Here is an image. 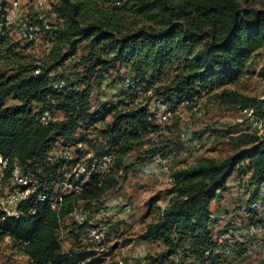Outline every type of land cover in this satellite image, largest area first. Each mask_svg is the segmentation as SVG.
<instances>
[{
    "label": "trees",
    "instance_id": "16d2710c",
    "mask_svg": "<svg viewBox=\"0 0 264 264\" xmlns=\"http://www.w3.org/2000/svg\"><path fill=\"white\" fill-rule=\"evenodd\" d=\"M49 1L62 23L55 29H46L42 19L32 24L51 34L53 44L50 56L38 63L39 59H27L8 38V0H0V65L8 66L0 69V156L8 158L3 177L0 171V186L9 184L16 164L24 173L37 175L41 183L57 180L63 162L47 159L59 141L67 145L76 140L88 143L97 153H114V166L104 177H94L81 193H67L59 210L39 200V194L48 193L40 187L21 203L20 217L2 220L0 211V238L8 237L30 259L28 264H101L102 258L79 241L88 224L74 223L73 247L68 251L62 249L59 232L62 220L80 201L86 210L102 207V199L116 188L121 172L128 171L129 154L153 142L151 135L159 125L150 119L147 106L132 99L151 92L148 100L155 98L175 112L180 104L190 105L202 93L219 88L223 103L240 105L242 111L253 107L264 116V100L226 88L264 48V7L245 6L241 0ZM84 41L88 52L81 58L84 68L76 74L77 82L52 76ZM120 67L128 69L123 82L133 78L134 88L123 87L115 103L93 108L92 88ZM61 79L65 86L59 90L54 85ZM9 99L16 102L8 104ZM46 111L53 118L56 111H63L64 117L45 123ZM109 114L112 122L96 133L106 146L93 143L88 134L75 137L78 128L97 130L95 125L104 123ZM238 140L237 151L222 160L205 158L173 172L168 206L139 236L144 241H161L165 249L147 256L145 264H238L243 260L248 253L245 241L233 246V256L216 251L223 242L214 238L218 219L211 218L212 203L219 191L229 188L228 180L235 173H250L253 183L264 184V134L244 131ZM175 147L181 151L183 144L177 142ZM171 151L155 142L146 150L150 158L157 153L166 158Z\"/></svg>",
    "mask_w": 264,
    "mask_h": 264
},
{
    "label": "rangeland",
    "instance_id": "374dc122",
    "mask_svg": "<svg viewBox=\"0 0 264 264\" xmlns=\"http://www.w3.org/2000/svg\"><path fill=\"white\" fill-rule=\"evenodd\" d=\"M17 0L16 6L12 5L13 0H8L9 8L7 21L8 38L11 42L18 44L20 50L27 59H47L50 56L53 44L51 34L42 30L40 37L31 41L21 36L19 28L21 24H33L37 19H42L48 28H57L62 20L51 10L49 0ZM245 6L262 8V0H241ZM109 3L105 2V6ZM86 42H82L75 55L70 57L63 67L52 72V76H63L69 81H76V74L83 71L81 58L88 52L85 47ZM6 64H1L0 69H7ZM127 68L120 67L119 70H112L100 86L92 88L91 104L93 108H100L104 103H115L118 95L123 90V78L126 76ZM77 85V84H76ZM77 87V86H76ZM226 88L236 90L246 96L256 97L264 100V48L255 53L244 74L236 80L234 84ZM80 88H77V90ZM221 89H210L201 94L192 104H180L176 111L166 122L158 123L159 130L154 133L157 136L156 142L159 146H167L172 149L166 157L170 170L164 171L153 163V157H149L147 149L154 142H147L143 147H137L128 156L127 163L130 165L127 172H121L118 185L115 189L104 196L103 206L108 210L109 219L115 215L119 221L110 227L108 240L105 243V255H111V261H123L124 264H145L147 256H155L165 249L161 241H144L139 236L145 231L147 225L155 221L160 212L165 209L170 200L169 189L173 185L172 174L175 170L193 166L196 162L205 158L222 160L237 151L238 134L244 131L264 134V116L255 113L251 107L249 110L255 113L258 126L252 127L251 121L246 116L240 105L223 103L218 96ZM142 101L138 104L144 106L147 103L150 107L155 105L160 110L162 104L155 101V98L148 100L152 96L151 92L140 93ZM9 99L8 104L15 103ZM149 108V107H148ZM149 108V111L151 110ZM264 109V105H263ZM64 117L63 111H56L54 120H61ZM112 114L107 115L104 123H99L97 130L87 131L84 128L76 130L75 137L80 139L83 134H88L89 140L93 143L104 144L100 137L96 136L98 130L106 127L112 122ZM192 119L194 125L188 130V122ZM92 128V127H91ZM91 130V129H90ZM88 132V133H87ZM90 132V133H89ZM183 133L184 136L182 135ZM152 138V135H151ZM181 142L183 149L178 151L175 143ZM99 145V146H100ZM67 151L71 158L76 161L95 152L96 149L88 143H79L76 140L64 145L61 141L57 144L53 153ZM96 153V152H95ZM68 166V165H67ZM250 173L239 176L238 172L230 177L229 188L226 191H219L212 203V211L218 221L214 225V238L224 240L225 233L234 232L241 228L246 230L250 225H256L261 231L253 236H243L242 239L248 243V253L238 264H264V208L253 213L251 219L243 206L248 207L253 198V189L259 185L250 180ZM9 184H1V192H6ZM61 187L53 190L60 192ZM79 207L85 208V203L80 201ZM125 204L131 205V212L123 213ZM98 206L88 209L92 217L96 216ZM255 221V222H254ZM74 221L67 216L61 222L59 234L62 239L63 251H68L73 247L74 237L72 230ZM231 258V257H229ZM232 259H229V261ZM30 259L14 246L12 241L6 237L0 238V264H28Z\"/></svg>",
    "mask_w": 264,
    "mask_h": 264
},
{
    "label": "built area",
    "instance_id": "2783aa9c",
    "mask_svg": "<svg viewBox=\"0 0 264 264\" xmlns=\"http://www.w3.org/2000/svg\"><path fill=\"white\" fill-rule=\"evenodd\" d=\"M43 3L44 2L42 0L39 1L40 5H43ZM17 4V0H13L12 5L16 6ZM8 11L9 8L7 7L5 15L6 21L10 19ZM43 26L48 29V25L43 23ZM42 30L43 29L38 24H21L19 28L21 36L31 41L40 37ZM38 72L39 71L37 70L36 73ZM123 85L125 89L134 88L135 84L133 78L127 77L124 80ZM54 86L60 90L65 86V81L61 79L57 81ZM132 100L139 103L142 101V98L139 96L138 98H134ZM184 104L185 103H182V105ZM150 105L151 104L149 103L146 105L144 104V106L151 109ZM162 109L163 110H160L158 107L156 109L154 105L150 110V119L154 120V122L162 124L169 120L172 115L170 106L162 104ZM243 113L250 118L252 127L258 126V120L255 118L253 111L244 109ZM52 120H54L53 116L49 111H46L42 116V121L47 123ZM193 125L194 121L190 119L188 122V130H191ZM184 134L185 133L182 135L184 136ZM152 141L155 143L158 141V138L154 135V133L152 134ZM114 159V153L89 152L85 157L74 161L67 151L57 152L56 154L52 152L47 161L49 163L63 162V165L59 170V174L61 176H59L57 180H52L51 182L44 181L43 183H41V180L37 175L24 173L22 166L16 164L12 170L8 191L0 193V211L2 212L1 219L5 220L7 217H20L23 214V209L20 207L21 203L26 199H29L30 196L40 187L44 188V190L48 193L39 194V200H47L53 210H59L64 196L67 193L73 192L75 194H79L94 177H104L105 174L109 173L113 168ZM153 163L162 168L164 171L170 170L168 160L160 153L153 156ZM7 164L8 158L0 156L1 177L4 175V170L7 167ZM38 171L41 172L43 170L42 168H39ZM59 187H61L62 190L54 193L53 190ZM252 189L255 197L251 200L248 207L243 206L244 212H247L250 218H253V213L264 208V184ZM122 212H131V205L125 204L122 208ZM70 215L74 223L80 226L85 224L89 225L86 231L80 235L79 241L84 247L91 250L95 257L102 258L101 264H124L122 260L118 262L111 261L110 254L105 255V243L108 240V232L110 227L119 221L117 215L109 219L110 215L108 214V210L105 206L100 207L94 217H92L89 210L79 206H75ZM211 218L215 219L216 217L214 214H211ZM260 231L261 229L254 224L247 227L246 230L241 228L237 229L234 232V235L227 231L223 236L224 240H221L223 242V246L218 247L216 251L227 256H233V246L238 242H243V236L253 237ZM178 257L179 254H177L175 258L178 259Z\"/></svg>",
    "mask_w": 264,
    "mask_h": 264
},
{
    "label": "crops",
    "instance_id": "0c3cea01",
    "mask_svg": "<svg viewBox=\"0 0 264 264\" xmlns=\"http://www.w3.org/2000/svg\"><path fill=\"white\" fill-rule=\"evenodd\" d=\"M229 180H230V179H229ZM229 180H228V184H229ZM230 185H231V184H230ZM230 185H229V186H230Z\"/></svg>",
    "mask_w": 264,
    "mask_h": 264
}]
</instances>
